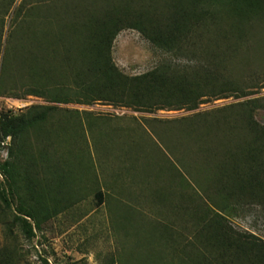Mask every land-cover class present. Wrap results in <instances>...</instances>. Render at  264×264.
Returning a JSON list of instances; mask_svg holds the SVG:
<instances>
[{
    "label": "rangeland",
    "instance_id": "rangeland-1",
    "mask_svg": "<svg viewBox=\"0 0 264 264\" xmlns=\"http://www.w3.org/2000/svg\"><path fill=\"white\" fill-rule=\"evenodd\" d=\"M69 3L72 1L0 0L4 41L14 33L12 30L22 27L21 19L24 20L27 11L48 7L49 13L59 14ZM18 10L21 12L16 21ZM53 21L52 30L57 25L55 18ZM46 26L50 25L40 20L36 23L37 29ZM18 32L22 34L21 29ZM240 37L233 36L227 43L231 45L228 51L234 54L230 56L231 64L224 67L225 75L240 81L246 93L255 95L211 99L195 111L154 113L136 112L113 104L86 103L76 83L65 76L57 82V77L40 74L33 76L36 81L32 84L31 75L22 73L15 60H9L10 65L4 71L7 46L4 43L0 53V117L7 113L26 114L34 107L57 110L42 129L30 135L31 153L39 166L37 174L28 177H32V187L23 178L19 183L18 199L39 213L42 231H35V238L28 242L19 228L8 229L17 211L18 199L13 200L6 190L11 207L7 208L0 199V264L8 261L9 264H44V261L48 264H200L196 255L194 260H189L184 251L202 247L197 237L205 224L195 221L205 213L209 219L214 213L220 214L233 231L264 241V206L233 204L222 210L209 200L215 193L209 174L215 172L212 164L218 162L211 159L212 153L227 152L231 148L234 152L239 147L245 148L251 139L236 105L257 99L253 120L264 128V21L249 29L243 39ZM206 44L211 47L210 41ZM112 57L119 71L128 77L141 76L171 60L187 67L192 63L187 58L172 59L134 30L122 31L117 36ZM59 70L67 74L64 69ZM33 89L43 90L44 96L27 95ZM58 97L68 103L51 102ZM224 108L229 110L219 114ZM208 112L214 115L203 118L206 123L196 118ZM218 121L224 123L217 126ZM44 154L50 162L58 163L61 171L58 178H53L40 161ZM8 160V149L3 146L0 162ZM68 170L67 182L57 186L55 194L73 195L75 200L71 204L68 200L63 204L67 208L57 211L53 201L56 195L52 191L45 201L38 193L49 192L54 179L65 180ZM84 185H87L85 192L81 190ZM0 187L2 190L8 187L2 174ZM78 188L83 192L80 196L75 195ZM100 189L106 196L107 204L103 206L97 205L95 197ZM38 200L40 204L51 205V211L58 214L45 222ZM203 252L208 259L215 256L213 252Z\"/></svg>",
    "mask_w": 264,
    "mask_h": 264
},
{
    "label": "trees",
    "instance_id": "trees-1",
    "mask_svg": "<svg viewBox=\"0 0 264 264\" xmlns=\"http://www.w3.org/2000/svg\"><path fill=\"white\" fill-rule=\"evenodd\" d=\"M71 1L72 3L64 6V10L59 14L49 13L46 9L48 7L27 11L24 20L21 19L22 27L12 30L14 33L5 41L4 25L2 26L0 53L3 44H7L4 71L7 65H10L9 60H15L22 73L31 75L32 84L36 81L33 76L40 74L57 77V82L62 81L65 76L76 83L86 98V103L113 104L118 108L142 113L183 109L195 111L211 99L218 100L229 95L240 99L256 94L246 93L240 81L228 79L224 67L233 60L231 57L234 52L231 54L228 51L232 37L241 36V40L249 29L264 21V0ZM61 3L66 4L64 1ZM7 7L8 5L5 9ZM71 8L76 9V12H72ZM16 12L14 20L17 21L21 10ZM46 13L50 17L45 15ZM53 18L56 19L57 25L52 30L51 24L55 23ZM39 20L50 26L37 29L36 23ZM20 29L21 35V32H18ZM125 30L139 32L172 59L180 61L187 58L189 64H196L187 67L171 60L141 76L128 77L119 71L112 57L114 41ZM209 41L211 47L206 44ZM51 63H54V66H49ZM60 68L67 71V74L60 73ZM43 92L41 89H33L27 92V95L44 96ZM54 100L51 102L68 103L60 97ZM258 102L254 99L236 105L241 121L245 123V130L247 129L251 136L246 147H239L234 152L233 148L227 152H213L211 155V159L218 162L212 164V167L215 166V172L209 174L210 182L215 188V193L209 200L215 206H221L222 210L233 204L264 206V128L253 120ZM56 110L55 107H34L19 116L9 113L1 115L0 151L3 146L6 147L9 160L0 162V174L8 183V187L0 189V199L7 208L11 207V201L7 198L6 190L14 200L20 196L19 183L22 178L27 181L24 183L32 187V177H28L37 174L39 166L31 153L30 135L32 131L42 129ZM226 110L229 109H220L219 114ZM213 115L214 113L208 112L198 114L196 118L206 123L203 118ZM220 122L224 123L218 121L217 126H220ZM8 139L11 140L9 145ZM203 150L209 153L207 149ZM48 157L44 154L40 161L45 163V170L49 171L53 178H58L61 175L59 165L54 160L50 162ZM208 160L209 158H206V162H209ZM67 172L65 180L57 182V179H54L49 192H39L38 196H44L42 199L45 201L51 191L55 194L56 187L67 182L70 171ZM76 193L75 189V195ZM55 195L53 201L54 206L59 209L57 211L61 208L64 211L67 207L63 204L68 203V200H75L73 195ZM96 198L97 205L102 206L106 196L104 192L99 191ZM219 198L223 199V202ZM38 202L40 204V200ZM23 203L21 198L18 199L17 211L13 214L12 225H9L8 229L19 228L25 240L30 242L36 236L35 231H42L43 220L38 218L39 213H35ZM45 203L40 204L39 212L45 216L46 222L58 213L51 211V205L46 206ZM208 219L207 213L196 218V223L205 224L204 230L199 231L197 237L198 245L202 247L192 252L184 251L186 258L194 260L196 255L200 264H264V241L254 235L233 231L220 214L214 213L213 217ZM188 246L194 247L191 244ZM205 250L215 253V256L208 259L203 252ZM5 264H9V261ZM44 264L48 262L44 261Z\"/></svg>",
    "mask_w": 264,
    "mask_h": 264
},
{
    "label": "crops",
    "instance_id": "crops-1",
    "mask_svg": "<svg viewBox=\"0 0 264 264\" xmlns=\"http://www.w3.org/2000/svg\"><path fill=\"white\" fill-rule=\"evenodd\" d=\"M87 185H88V184H87ZM87 185H84V186L81 188V190L84 189L83 192L86 191ZM81 190L79 191V188L76 189V192H77L76 194L79 195V196H80L81 194H83V192H82ZM99 191H102V192H103L102 189L98 190L97 192H99ZM95 197H97V193H96V196H95ZM96 199H97V198H96ZM105 199H106V198H105ZM105 204H107L106 200H105V202L103 203V205H105ZM103 205H102V206H103Z\"/></svg>",
    "mask_w": 264,
    "mask_h": 264
}]
</instances>
